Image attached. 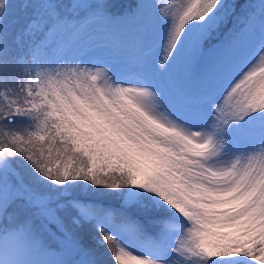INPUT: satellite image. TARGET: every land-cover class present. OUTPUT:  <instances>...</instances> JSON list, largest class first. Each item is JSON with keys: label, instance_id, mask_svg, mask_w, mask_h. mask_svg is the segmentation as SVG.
<instances>
[{"label": "snow or ice", "instance_id": "obj_1", "mask_svg": "<svg viewBox=\"0 0 264 264\" xmlns=\"http://www.w3.org/2000/svg\"><path fill=\"white\" fill-rule=\"evenodd\" d=\"M0 264H264V0H0Z\"/></svg>", "mask_w": 264, "mask_h": 264}, {"label": "rangeland", "instance_id": "obj_2", "mask_svg": "<svg viewBox=\"0 0 264 264\" xmlns=\"http://www.w3.org/2000/svg\"><path fill=\"white\" fill-rule=\"evenodd\" d=\"M12 2L16 3L18 5V4L22 3L23 0H12ZM112 2L115 4H118L122 7L123 5H126L127 3H129L130 0H112Z\"/></svg>", "mask_w": 264, "mask_h": 264}]
</instances>
